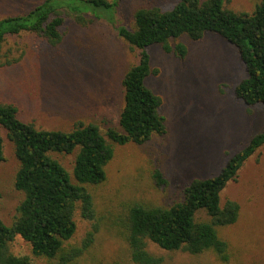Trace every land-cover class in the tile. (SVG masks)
<instances>
[{"label":"rangeland","instance_id":"374dc122","mask_svg":"<svg viewBox=\"0 0 264 264\" xmlns=\"http://www.w3.org/2000/svg\"><path fill=\"white\" fill-rule=\"evenodd\" d=\"M45 0H0V20L25 14ZM117 3L104 14L86 0L70 4L83 11L77 22L66 14L63 39L51 46L36 35L11 37L0 52L18 59L0 66V104L18 109L19 118L39 129L69 132L76 123H97L105 131L119 127L124 104L122 81L139 60L116 30L104 21L115 18L131 30L134 14L141 8L169 11L181 0H109ZM203 1V0H201ZM262 0H224V5L243 14H253ZM106 17V18H101ZM188 53L180 59L161 46L147 49L151 69L158 74L146 78V86L162 99L160 114L167 133L154 136L144 145L133 143L114 148L106 168L107 180L89 187L96 218L87 221L75 214L77 230L66 248L80 246L97 225L91 247L72 264H135L127 242L120 235L119 221L134 203L168 208L184 198L185 189L196 179L218 174L226 162L246 147L264 129V105L248 107L235 96L236 86L248 77L236 48L226 40L206 34L199 41L184 36ZM4 136L5 161L0 162V218L11 225L23 194L14 187L19 168L13 144ZM71 175L75 154L56 155ZM162 173L166 183L158 186L153 177ZM238 203L237 222L221 229L228 243L227 259L213 252L190 255L168 252L152 243L148 250L162 257L163 264H264V148L242 168L235 182L222 193V203ZM16 256L32 264H49L36 258L21 237L11 243Z\"/></svg>","mask_w":264,"mask_h":264},{"label":"trees","instance_id":"16d2710c","mask_svg":"<svg viewBox=\"0 0 264 264\" xmlns=\"http://www.w3.org/2000/svg\"><path fill=\"white\" fill-rule=\"evenodd\" d=\"M73 0H45L31 11L0 20V52L11 37L29 33L51 46L61 43V29L66 14L81 22L83 11L70 3ZM104 14L116 5L109 0H86ZM106 18V17H101ZM107 21L127 44L139 50L138 63L122 81L124 104L119 114V127L105 131L97 123H76L69 132L37 128L19 118L18 109L0 104V162H4V132L13 144L19 168L14 187L23 194L18 215L11 225L0 218V264H32L28 257L16 256L11 243L21 237L31 247L34 257L49 264H72L91 247L97 225L80 246L66 248L76 233L75 214L94 221L96 211L89 187H98L107 180L106 168L114 157L112 142L119 146L130 143L144 145L154 136L167 133L165 118L160 114L162 99L146 86V78L158 74L151 69L147 49L161 46L166 53L180 59L187 47L171 41L184 36L199 41L206 34L216 35L231 43L245 65L248 77L235 88V96L248 107L264 105V0L253 14L237 13L224 5V0H181L169 11L141 8L134 14V28ZM18 59L0 54V66ZM264 148V129L249 144L234 154L221 171L211 177L194 180L184 191L182 201L165 207L140 203L130 205L119 226L135 264H163L162 257L148 250L152 243L168 252L200 255L213 252L227 259L228 243L221 229L234 225L240 207L235 201L222 203V193L235 182L245 164ZM75 154L71 175L56 155ZM153 177L158 186L166 183L160 171Z\"/></svg>","mask_w":264,"mask_h":264}]
</instances>
